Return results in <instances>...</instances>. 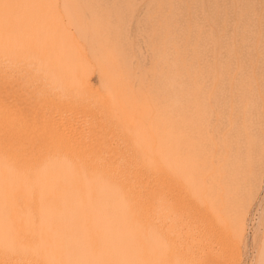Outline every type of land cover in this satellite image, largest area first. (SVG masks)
I'll return each mask as SVG.
<instances>
[{
    "label": "rangeland",
    "instance_id": "374dc122",
    "mask_svg": "<svg viewBox=\"0 0 264 264\" xmlns=\"http://www.w3.org/2000/svg\"><path fill=\"white\" fill-rule=\"evenodd\" d=\"M172 82L175 83L171 84ZM172 98L180 99L179 104L185 107L190 121L187 122L189 129L187 126L184 128L183 124V127L177 124L181 119L174 116H179L184 110L173 106L172 110L179 112H172ZM168 101H171L170 106ZM76 108L77 112H74ZM193 114L195 117H191ZM89 117L95 123L85 122ZM43 118H47V121L44 120L46 124L72 125L76 134L81 135H78L80 144L72 149L59 145L52 126L43 127ZM97 119L101 120L96 121ZM175 119L179 122L172 124ZM97 124L101 127H97ZM113 126L118 130H113ZM163 126H167L173 134L180 135H177L178 141ZM103 127L105 130L102 131L100 128ZM164 130L168 132L163 136ZM184 131L190 136L183 134ZM113 135L120 138L119 142L115 136L111 137ZM192 135H196V138ZM50 136L55 139L51 141ZM122 138H126L125 141L129 139L125 143ZM189 138L195 146L188 141ZM92 139L97 143L94 146ZM161 139L164 141L161 142ZM168 140H172L170 145ZM49 141L53 142L52 145L51 142L47 143ZM183 141L192 146L189 147V143L187 146L183 145ZM166 143L167 148L163 152L159 144L161 148H165ZM115 146L121 150H116ZM0 149V168L11 171L15 182L24 179L23 173L37 171V175L42 174L38 177L43 181L40 180L41 185L39 183L35 191L39 195L42 193L43 200L49 202L46 203L48 209L38 208L35 213L33 201L22 188L14 184L11 187L14 189V192L11 190L14 196L9 219L12 217L11 220L14 224L17 223L15 226L18 228L29 226L35 216L42 215L56 226L64 224L66 220L53 217L52 211L66 209L65 205H70L69 201L72 200H79L75 215L82 216L87 220L83 225L90 227L94 224L95 216H88V209H91L89 206L105 208L100 203L104 201V204L110 203L106 204V209L112 210L113 214L111 217L110 211L106 217L118 222L120 232L141 234L143 237L145 231H151L156 238L166 239L168 248L162 251L158 244L154 248L151 241L137 235L139 238L134 239L137 244L134 247L137 248L138 256L142 255L139 258L143 260L149 257L142 264H191V260L194 262L192 264H264V0H0ZM114 150L117 153L124 152L130 158V170L135 177L131 191L127 183L128 175L110 179L109 175L106 177L108 168L96 160L98 156L108 153L107 157H115L117 154ZM57 154L66 156L58 158ZM13 156L15 157L12 158ZM24 161L26 165L23 164ZM46 162L53 167H49L48 163L46 166ZM145 162H153L154 171L160 169L159 174L165 178L164 184L153 180L155 175L153 176L152 170L144 174L136 172ZM39 164L43 168L40 169ZM181 164L185 167L184 170ZM32 165L38 168L35 169ZM71 165L74 169H71ZM45 167L47 171L48 168L51 169L45 172ZM95 168L100 171L94 170ZM20 170L25 172L21 175L18 173ZM51 172L52 176L48 174ZM82 173L93 181L88 182L81 176ZM48 176L51 182L47 179ZM189 177L192 184L187 179ZM67 178H73L71 183ZM96 178L100 182L95 181ZM75 179L80 182H74ZM83 182L86 183L84 188ZM101 182L107 185L109 183L106 186L108 190L101 189ZM88 184L93 186L92 191ZM58 185L61 187L58 188L59 192ZM85 188L91 194L90 199L85 197L88 194ZM72 189L78 193L82 190V195L76 193V199H73L71 194L75 192H71ZM110 189L114 191L111 192ZM116 190H121L120 194H124L119 195V192L115 193ZM96 193H101L99 198ZM111 194L120 201L116 198L108 199L113 197ZM162 194L171 198L183 216V221L187 223L182 227L185 232L183 235V232L177 230L169 233L167 223H152L146 217L142 218L144 212L149 210L152 213L154 203ZM121 197L125 199L121 200ZM137 199L142 205L137 203ZM92 200L97 206L93 207ZM21 205L26 207V214L21 213ZM110 206L112 207L109 208ZM123 208L126 209L123 211ZM16 216L22 219L19 217L17 220ZM96 218V226L108 220L104 219L105 216ZM194 219L197 222L193 224ZM156 224H159V228ZM169 225L170 222L167 226ZM135 227L136 230L141 227L138 229L141 233L132 229ZM172 237L175 240L170 241ZM143 243L146 244L145 248L140 247ZM170 243L173 244L172 247L179 248L173 249ZM200 244L204 246L203 249ZM126 248H122L120 252L129 249ZM57 254L55 264H66L63 257L67 252L62 250ZM175 255L179 261L175 259Z\"/></svg>",
    "mask_w": 264,
    "mask_h": 264
},
{
    "label": "bare ground",
    "instance_id": "6f19581e",
    "mask_svg": "<svg viewBox=\"0 0 264 264\" xmlns=\"http://www.w3.org/2000/svg\"><path fill=\"white\" fill-rule=\"evenodd\" d=\"M43 64V63H42ZM6 69V68H5ZM41 69V68H40ZM46 69V68H45ZM171 77V76H170ZM174 79V78H173ZM178 79V78H177ZM171 80H172V77H171ZM174 81V80H173ZM177 81V80H176ZM49 82V81H48ZM179 82V81H178ZM175 82H172L171 84H174ZM182 83V82H181ZM201 83V82H200ZM183 84V83H182ZM185 84V83H184ZM176 85H178V83L176 84ZM174 86V85H173ZM168 87H169V85H168ZM174 87H176V86H174ZM180 87V86H179ZM185 87V86H184ZM186 88V87H185ZM66 92H67V90H65ZM183 92H184V90H183ZM182 92V93H183ZM190 92V91H189ZM69 93V92H68ZM179 93V92H178ZM181 93V94H182ZM186 94H187V92H185ZM177 95V94H176ZM194 95V94H193ZM184 96H185V94H184ZM188 96V95H187ZM190 96V95H189ZM64 97V96H63ZM170 97V96H169ZM168 97V98H169ZM198 97V96H197ZM167 98V99H168ZM177 98H179V97H177ZM177 98H172L171 99V101H172V103H171V101H168L167 103H169V106H170V103L171 104H173V105H171L172 107L170 108L171 110L172 109H174V107L173 106H175L176 108H181V110H184V106L181 104H179L180 103V99H177ZM187 98V97H186ZM195 99H196V97H194ZM194 98H193V100H194ZM166 99V100H167ZM165 100V101H166ZM169 100V99H168ZM180 100V101H179ZM190 100V99H189ZM184 101H186V100H184ZM191 101V100H190ZM187 102V101H186ZM185 102V103H186ZM56 103V102H55ZM78 103H80V102H78ZM164 103H166V102H164ZM163 103V104H164ZM184 102H183V104H185ZM189 103V102H188ZM187 103V104H188ZM193 103V102H192ZM54 104V103H53ZM56 104H58V103H56ZM73 104V103H72ZM71 104V105H72ZM187 104H186V107H188L187 106ZM46 105V104H45ZM61 105V104H60ZM70 105V106H71ZM75 106H76V104H74ZM48 106V105H47ZM52 106V105H51ZM58 106V105H57ZM65 106V105H64ZM63 106V107H64ZM73 106V105H72ZM49 107V106H48ZM54 107H55V105H54ZM167 106H165V108H166ZM196 107V106H195ZM53 108V107H52ZM67 107H65V109H66ZM86 108H87V106H86ZM168 108V107H167ZM183 108V109H182ZM192 108H194V107H192ZM48 109H50V107L48 108ZM62 107H61V110L60 111H62ZM64 109V110H65ZM68 109H69V106H68ZM72 109V108H71ZM78 109H79V107H78ZM162 109V108H161ZM169 109V108H168ZM44 110H45V107H44ZM63 110V111H64ZM73 110V109H72ZM180 110V109H179ZM188 110V109H187ZM50 111V110H49ZM53 111V110H52ZM80 111H81V109H80ZM79 111V112H80ZM190 111V110H189ZM203 111V110H202ZM55 112H56V110H55ZM58 112V111H57ZM74 112H77V108H76V111H74ZM86 112V111H85ZM172 112H179V111H174V110H172ZM181 112V111H180ZM44 113H45V111H44ZM59 113V112H58ZM71 113V112H70ZM81 113V112H80ZM84 113V112H83ZM82 113V114H83ZM90 113V112H89ZM89 113H87V114H89ZM93 113V112H92ZM92 113H90V114H92ZM170 113V112H169ZM168 113V115H170ZM182 114H180L179 116H174V117H180V119H181V122H179L178 121V119H175V120H173L174 122H172V124H174V123H177V122H179V123H177V124H179V125H181V124H183V126H184V128L187 126V122H190V121H188V115L186 114V112H185V110H184V112H181ZM194 113V112H193ZM196 113V112H195ZM64 114V113H63ZM62 114V115H63ZM96 114V113H95ZM188 114H189V112H188ZM44 115V114H43ZM56 115V114H55ZM60 115H61V113H60ZM81 115V114H80ZM171 115H174V114H172L171 113ZM185 115V116H184ZM47 116H50V115H47ZM66 116V115H65ZM88 116V115H87ZM93 116V115H92ZM92 116H90V117H92ZM96 116V115H95ZM100 116V115H99ZM197 116V115H196ZM43 117V116H42ZM71 117V116H70ZM77 117H79V116H77ZM90 117H89V119L87 118L86 119V121L85 122H92V124L93 123H95V121H92L93 119L91 118V120H90ZM191 117H195L194 116V114H193V116H191ZM63 118H65V117H62V119ZM169 118V117H168ZM47 119V118H46ZM46 119H44L43 118V121L45 120V121H47ZM73 119V118H72ZM83 119H84V117H83ZM103 120H104V118H102ZM55 120V119H54ZM70 120V119H69ZM76 120V119H75ZM98 120H101V119H97L96 121H98ZM169 120V119H168ZM171 120V119H170ZM189 120H191V122H192V119L190 118ZM195 120V119H194ZM201 120H203V119H201ZM42 121V122H43ZM44 121V122H45ZM48 121H50V120H48ZM73 121V120H72ZM80 120H78V122H79ZM196 121V120H195ZM199 121V120H198ZM61 122V121H60ZM78 122H77V124H78ZM81 122H82V118H81ZM101 122V121H100ZM103 122H106V121H103ZM168 122V121H167ZM74 123V122H73ZM169 123V122H168ZM194 123V122H193ZM198 123V122H197ZM42 124H44V123H42ZM42 124H41V126H42ZM45 124H46V122H45ZM44 124V126L43 127H45V126H52V131L54 132V134H55V137H56V142L59 144V145H62V146H66V147H68V148H70V149H72L73 148V146H75L76 144H80L78 141H80L79 140V137H78V135L79 134H76L77 132H76V129L74 128V127H72V125L71 126H65V125H63V124H56V123H52V125H51V123L49 124V123H47V124H49V125H45ZM80 124V123H79ZM88 124V123H87ZM108 124V123H107ZM176 124V125H177ZM195 124V123H194ZM70 125V124H69ZM86 125V124H85ZM89 125V124H88ZM99 125V126H98ZM103 125V124H102ZM104 125H106L105 123H104ZM115 125H117V124H115ZM160 125H163V124H160ZM159 125V126H160ZM165 125H167V124H165ZM179 125H177V126H179ZM189 125V124H188ZM191 125V124H190ZM189 125V126H190ZM74 126V125H73ZM81 126V125H80ZM84 126V125H83ZM87 126V125H86ZM91 126V125H90ZM108 126V125H107ZM172 126V125H171ZM182 126V125H181ZM182 126V127H183ZM77 127H79V126H76V128ZM97 127H101L100 126V124H97ZM96 127V128H97ZM110 127V126H109ZM161 127V126H160ZM164 127V126H163ZM162 127V128H163ZM170 127V126H169ZM188 127V126H187ZM191 127V126H190ZM46 128V127H45ZM104 128V127H103ZM103 128H100V129H102V131L103 130H105V128L103 129ZM107 128V127H106ZM113 128H114V126H113ZM113 128H110V130H112ZM162 128H161V130H162ZM47 129H51V128H49V127H47ZM80 129V128H79ZM78 129V130H79ZM99 129V130H100ZM115 129H117V128H114L113 130H115ZM164 129H168L167 128V126H166V128L164 127ZM188 129H189V127H188ZM77 130V131H78ZM81 130H83V128H81ZM80 130V131H81ZM96 130H98V128L96 129ZM107 130V129H106ZM112 130V131H113ZM118 130V129H117ZM91 131V130H90ZM116 131V130H115ZM168 131H170V129H168ZM168 131H165L164 130V133H163V136L165 135V133L166 132H168ZM180 132V130H177V132ZM191 131V130H190ZM51 132V131H50ZM84 132V131H83ZM92 132V131H91ZM106 132V131H105ZM110 132V131H109ZM171 132V131H170ZM173 132H176V130L175 131H173ZM185 132V131H184ZM192 132V131H191ZM96 133L98 134V132L96 131ZM112 133H118V132H112ZM121 133V132H120ZM162 133V132H161ZM172 133V132H171ZM181 133H183V132H181ZM186 133H188L187 131L185 132V133H183V134H186ZM46 134H48L49 135V133H46ZM106 134V133H105ZM119 134V133H118ZM173 134V133H172ZM193 134H195V133H193ZM198 134V133H197ZM89 135H91V134H89ZM94 136L96 135V134H93ZM99 135H101V133H99ZM103 135V134H102ZM107 135V134H106ZM105 135V136H106ZM109 135H111V134H109ZM177 135L178 134H176L175 135V133L173 134V138H174V140L175 141H178V137L180 136V135H178V137H177ZM182 135V134H181ZM186 135H188V134H186ZM79 136H81V135H79ZM83 136V135H82ZM93 136V137H94ZM115 135H113V136H111V137H114ZM125 136V135H124ZM123 136V137H124ZM161 136V135H160ZM168 136V135H167ZM190 135H188V137H189ZM193 137H195L196 135H192ZM107 137V136H106ZM120 137V136H119ZM127 137V136H126ZM181 137H183V136H181ZM193 137H191V138H193ZM48 138H49V136H48ZM50 138H51V141H52V139H55V138H52V136H50ZM99 138V137H98ZM107 138H109V137H107ZM114 138H116V136L114 137ZM177 138V139H176ZM196 138V137H195ZM81 139V138H80ZM94 139V141H96L95 140V138H93ZM93 139H92V141H93ZM101 139V138H100ZM100 139H98V140H100ZM118 139H120V138H116V140L118 141ZM122 139H124L123 141H125V139L126 138H122ZM129 139V138H128ZM127 139V140H128ZM170 139H172V138H169V140ZM183 139H184V137H183ZM50 140V139H49ZM82 140V139H81ZM126 140V141H127ZM168 140V144L171 142L172 143V140L171 141H169ZM188 140V139H187ZM46 141H48V140H46ZM51 141H49V142H47V143H50ZM93 141V146H94V142ZM126 141H125V143H126ZM164 141V140H163ZM162 141V139H161V142H163ZM189 142H190V138H189V140H188ZM53 142H54V140H53ZM53 142H51V144L50 145H52V143ZM56 142H54V143H56ZM86 142V141H85ZM84 142V143H85ZM89 142H90V140H89ZM102 142V141H101ZM119 142V141H118ZM129 142H132V141H130L129 140ZM183 142H185V141H183ZM182 142V143H183ZM188 142V143H189ZM113 143H116V141H113ZM123 143V142H122ZM128 143V142H127ZM167 143H166V147L165 148H161V144H159L160 145V149H162V151H163V149H165L166 150V148H167ZM186 143V142H185ZM183 143V145H188V143ZM190 143H193V146H195L194 145V142L193 141H191ZM190 143H189V147L190 146H192V145H190ZM43 144V143H42ZM95 144H97V143H95ZM103 144H104V142H103ZM110 144V143H109ZM164 144V143H163ZM49 145V144H48ZM48 145H46L47 146V149H48ZM84 145V144H83ZM91 145V144H90ZM101 145V144H100ZM107 145H108V143L106 144V147H107ZM112 144H110V146H111ZM120 145H122V144H120ZM125 144H123V146H124ZM131 145V143L129 144V146ZM132 145H133V143H132ZM170 145V144H169ZM179 145H182V144H180L179 143ZM87 146H88V144H87ZM86 146V147H87ZM113 146V145H112ZM118 146V145H117ZM117 146H115V148L117 147ZM126 146V145H125ZM164 146V145H163ZM52 147V146H51ZM49 148V149H52V148ZM128 147V146H127ZM127 147H125V148H127ZM132 147V146H131ZM171 147H172V145H171ZM4 148V147H3ZM82 148H83V146H82ZM89 148H92V150H94L93 149V147L92 146H90ZM97 148H99V147H97ZM101 148V147H100ZM109 148V147H108ZM134 148V147H133ZM7 149V148H6ZM47 149H45V150H47ZM112 149V148H111ZM114 149V148H113ZM129 149V148H128ZM136 149V148H135ZM174 149V148H173ZM172 149V150H173ZM175 149H176V146H175ZM181 149V148H180ZM184 149V148H183ZM182 149V150H183ZM14 150V149H13ZM38 150V149H37ZM36 150V151H37ZM100 150H102V149H100ZM108 150V149H107ZM116 150H121L120 148H116ZM127 150V149H126ZM134 150V149H133ZM186 150H189V148L188 149H186ZM185 150V151H186ZM191 150V149H190ZM0 151H1V149H0ZM6 151H9V150H6ZM83 151V150H82ZM96 151V150H95ZM104 151V150H103ZM102 151V153L101 154H103L104 152ZM106 151V150H105ZM115 151V150H114ZM135 151V150H134ZM136 151H137V149H136ZM158 151V150H157ZM3 152V151H2ZM46 152H48L49 153V151H46ZM93 152V151H92ZM116 152V151H115ZM119 153H117L116 152V154L117 155H115V157H113V156H111V157H107V155L108 154H110V153H108V154H106V155H101V156H98L97 158H96V160H97V162L99 161L100 162V164L101 163H103L102 165H105L107 168H108V170L107 171H109L107 174H106V177H108L107 175H109L110 176V179H111V177H115V179H116V177H118V176H120V177H122V176H124V175H128L127 177H128V187L130 188V187H132V181H133V179H135V177L133 176V174H134V172L132 171V170H130L131 169V167H130V163H131V161H130V158L128 157H126V155H125V153L123 152V153H121L120 151H118ZM160 152V151H159ZM164 152V151H163ZM170 152V151H169ZM190 152V151H189ZM4 153V152H3ZM8 153V152H7ZM10 153V152H9ZM39 153V152H38ZM42 153V152H41ZM82 153H84V152H82ZM100 153V152H99ZM98 153V154H99ZM112 153H113V151H112ZM111 153V154H112ZM134 153V152H133ZM136 154L138 153V151L137 152H135ZM161 153V152H160ZM165 153H166V151H165ZM165 153H163V154H165ZM171 153V152H170ZM175 153V152H174ZM179 153H182V152H179ZM179 153H177V154H179ZM13 154H14V152H13ZM43 154V153H42ZM42 154H41V156H42ZM46 154V153H45ZM51 154V153H50ZM89 154V153H88ZM128 154V153H127ZM129 154H130V152H129ZM162 154V155H163ZM1 155V154H0ZM3 155V154H2ZM9 155V154H8ZM12 155V154H11ZM11 155H9V156H11ZM17 155V154H16ZM40 155V154H39ZM44 155V154H43ZM47 156H48V154H46ZM53 155V154H52ZM51 155V156H52ZM139 154H137V156H138ZM161 155V154H160ZM169 156H170V154H168ZM180 155V154H179ZM184 155V154H183ZM183 155H181V156H183ZM24 156V155H23ZM22 156V157H23ZM36 156V155H35ZM53 156H55V155H53ZM56 156H58V154L56 155ZM60 156V155H59ZM59 156H58V158H59ZM65 156H66V154H65ZM65 156H60V158H62V157H65ZM68 156V155H67ZM88 156V155H87ZM132 156H135V154H132ZM136 156V157H137ZM165 156V158H166V155H164ZM177 156V155H176ZM187 156H189V154L187 155ZM7 157V156H6ZM15 156H13L12 158H14ZM25 157V156H24ZM23 157V158H24ZM49 157V156H48ZM85 157V156H84ZM89 157H91V155H89ZM139 157V156H138ZM143 157H144V155H143ZM160 157V156H159ZM162 157V156H161ZM160 157V158H161ZM168 157V156H167ZM180 157V156H179ZM184 157V156H183ZM23 158H22V160H23ZM145 158V157H144ZM170 158V157H169ZM173 158V157H172ZM172 158H170V159H172ZM175 158V157H174ZM25 159V158H24ZM32 159H34V158H32ZM36 159H37V157H36ZM69 159V158H68ZM72 159V158H71ZM70 159V160H71ZM86 159V158H85ZM138 160H139V158H137ZM141 159V158H140ZM177 159V158H176ZM180 159H182V158H180ZM185 159H186V155H185ZM20 160V159H19ZM22 160H20V161H22ZM27 160V159H26ZM28 160H30V159H28ZM43 160V159H42ZM46 160V159H45ZM55 160V158H53V161ZM66 160V159H65ZM73 160V159H72ZM137 160V161H138ZM162 160H164V159H162ZM168 160V159H167ZM186 160H188V159H186ZM11 161H12V159H11ZM15 161V160H14ZM18 161V160H17ZM19 161V162H20ZM35 161V160H34ZM33 161V162H34ZM47 161V160H46ZM51 161V160H50ZM62 161V160H61ZM60 161V162H61ZM79 161V160H78ZM145 161V160H144ZM146 161H147V159H146ZM173 161H175L174 159H173ZM177 161H178V159H177ZM28 162V161H27ZM32 162V163H33ZM38 162H40V161H38ZM52 162V161H51ZM59 162V161H58ZM83 162V161H82ZM133 162V161H132ZM140 162H141V160H140ZM170 162H172V161H170ZM170 162H168V163H170ZM179 162V161H178ZM181 162V161H180ZM185 162V161H184ZM15 163V162H14ZM21 163V162H20ZM30 163V162H29ZM41 163V162H40ZM43 163H44V161H43ZM47 163L48 162H46V166H47ZM66 163V162H65ZM142 163V162H141ZM173 163V162H172ZM188 163H189V161H188ZM18 164V163H17ZM23 164H25V161H24V163ZM27 164V163H26ZM25 164V165H26ZM37 164V163H36ZM42 164V163H41ZM53 164H55L56 165V163H53ZM74 163H72V165H73ZM80 165H81V163H79ZM84 164V163H83ZM82 164V165H83ZM133 164V163H132ZM153 164V162H145V164L141 167V168H137V169H139L138 171H136L134 168H133V170H135L136 172H140L141 174H144L145 172H148V170L150 171V170H152L153 171V176H154V178H153V180H155V181H157L158 183L160 182H163V179H165V178H163L162 177V175L161 174H159L160 172V169H157V171L155 170L154 171V165H152ZM13 165V164H12ZM24 165V166H25ZM30 166H31V164H29ZM40 165V164H39ZM43 165V164H42ZM48 165H49V163H48ZM57 165H58V163H57ZM72 165L70 166L71 167V169H74V168H72ZM75 165H78V163L76 164V162H75ZM136 165V164H135ZM175 165V164H174ZM173 165V166H174ZM20 166V165H19ZM33 166V165H32ZM51 165H49V167H50ZM132 166H134V164L132 165ZM176 166V165H175ZM181 166H182V164H181ZM4 167H6V166H4ZM25 167H27V166H25ZM34 168H35V166H33ZM37 167V166H36ZM41 165H40V169H41ZM51 167H53V166H51ZM60 167V166H59ZM59 167L57 168L58 170H59ZM62 167V166H61ZM60 167V168H61ZM75 167V166H74ZM183 167V166H182ZM181 167V168H182ZM20 168V167H19ZM38 168V167H37ZM37 168H35V169H37ZM43 168V167H42ZM64 168H66V167H64ZM103 168V167H102ZM136 168V167H135ZM184 168L185 167H183V170H184ZM193 168V167H192ZM9 169V168H8ZM21 169H22V167H21ZM34 169V170H35ZM49 170L51 169V168H48ZM187 169V168H186ZM10 170V169H9ZM39 170V169H38ZM48 170V171H49ZM65 170H68V169H65ZM90 170V169H89ZM94 170H96V168L94 169ZM190 170V169H189ZM189 170H188V172H189ZM21 171V170H20ZM28 171V170H27ZM26 171V172H27ZM43 171H47L46 170V167H45V170H43ZM42 171V172H43ZM47 171V172H48ZM52 171V170H51ZM55 170H53V172H54ZM57 171V170H56ZM96 171H100V170H96ZM192 171H194V170H192ZM23 172H25V170L23 171ZM22 171L21 172H19L18 171V173H21V175H22V173H23ZM29 172V171H28ZM39 172H41V170H39ZM71 173H72V171H70ZM69 172V173H70ZM97 172V173H98ZM187 172V173H188ZM190 172H191V170H190ZM190 172H189V174H190ZM37 173V171H34V173H31V172H29V173H23V174H25V176H23L24 177V179H21V180H17L16 182L14 181V177H11V175H12V173H11V171H7L5 168H0V264H55L56 263V261H57V256H56V254H57V252H59V251H62V250H65L66 252H67V254H66V256L65 257H63L64 259H65V261H66V264H142V263H146L147 262V258H149V257H145L143 260L142 259H140L141 258V256H138V252H137V248H136V246L134 247V245H137L136 244V239H138L139 237V235L141 236V234H131V233H124L122 230V232H120V226H118L119 224H118V222H113V219L112 220H110V219H108L106 216H108L107 214H108V212H110L111 211V214H110V216L112 217V210H108V208L106 209V204L108 203V202H105L106 204H104V201L102 202H100V203H102L104 206H105V208L103 207V205H101L103 208H100V209H98L99 208V206H98V208L96 209L94 206H97V205H95L94 204V201H96L95 199H93L92 201H93V207L95 208H92V206L90 205H88V204H90V202L87 204L91 209H88V212H87V214H88V216H95V220H97V218H96V216L97 217H104L105 216V218L104 219H108L105 223L103 222V224L102 225H97L96 226V224H98L95 220H94V218H93V225H91L90 227H88L87 225H83L85 222L87 223V220L85 221V219H83L82 218V216L80 217L79 215H75L76 214V206H78L77 205V203H79V200H78V198H77V200L78 201H75V200H72V201H69V204L70 205H65V207H66V209H63V210H53L52 211V216L53 217H60V218H62V219H65L66 220V222L64 223V224H61V225H59V226H56V224H53L51 221H47L46 219H45V215H42V216H39V217H37V216H35V219L31 222L30 221V217H31V212L29 213V221L31 222L30 223V225L28 226H26V225H24V227H21V228H18V227H16L15 226V224H17V223H15L14 224V221L13 220H11V218L9 219V211H10V209H13V208H11V206L13 207V205H11L12 204V197L14 196V194H12V192H11V190L13 189V188H11V187H13L14 186V184H16L17 185V187L18 188H22V190L23 191H25V193H27V195L30 197V200H32L33 201V203H34V205H33V211L36 213V211H37V209L38 208H44V209H48V206L46 205V203H49V202H45L43 199V196H42V193H40L41 195H39V194H37L36 193V189H37V187H39L38 185H39V183H40V178L39 177H41L42 176V174H40V173H38L39 175H41V176H39V175H37L36 174ZM54 173H58V172H54ZM67 173V172H66ZM84 173V172H83ZM82 173V177L84 176V174L86 175V172L83 174ZM104 173V172H103ZM161 173H162V171H161ZM186 173V172H185ZM48 174H52L53 175V173L51 172V173H48ZM74 174H76L75 172H74ZM74 174H72L73 176H74ZM79 174V173H78ZM77 174V175H78ZM149 174H151V173H149ZM188 174V175H189ZM45 175V174H44ZM46 175H47V173H46ZM45 175V176H46ZM49 175V176H50ZM51 175V176H52ZM62 175V174H61ZM68 175V174H67ZM164 175V174H163ZM184 175H187V174H184ZM39 176V177H38ZM44 176V177H45ZM48 176V177H49ZM135 176H138V175H136L135 174ZM62 177V176H61ZM69 177H71V176H69ZM75 177V176H74ZM43 178V177H42ZM56 178H57V176H56ZM84 178H86L85 176H84ZM97 178H99V177H97ZM97 178H96V180L95 181H97ZM101 178V177H100ZM140 178V177H139ZM20 179V178H19ZM47 179H49V181H50V177L49 178H47ZM60 179V178H59ZM73 179V178H72ZM71 179V180H72ZM87 179V178H86ZM144 179V178H143ZM150 179V178H149ZM187 179H189L190 180V177L189 178H187ZM67 180H70V179H68L67 178ZM71 180H70V183H71ZM76 180V179H75ZM88 180V179H87ZM90 180V179H89ZM89 180H88V182H89ZM145 180H146V178H145ZM41 181H43V180H41ZM48 181V180H47ZM53 181L54 182H56L55 181V179L53 178ZM60 181H61V179H60ZM91 181V180H90ZM93 181V180H92ZM91 181V182H92ZM102 181V180H101ZM106 181V180H105ZM168 181V180H167ZM166 181V182H167ZM51 182V181H50ZM74 182H80V181H74ZM73 181H72V183H74ZM84 182H87L85 179H84ZM83 182V188L85 187L84 186V184H86V183H84ZM97 182H100V180L99 181H97ZM113 182V181H112ZM147 182H148V180H147ZM156 182V183H157ZM193 182V181H192ZM61 183V182H60ZM62 183H63V181H62ZM75 183V184H76ZM95 183V182H94ZM93 183V184H94ZM103 183H104V181H103ZM102 182H101V184L102 185H100V187H101V189H104L105 191H106V189H107V187L106 186H108L109 185V183H108V185L107 184H103ZM113 183H116V181L115 182H113ZM150 183V182H149ZM176 183V182H175ZM190 183H191V180H190ZM189 183V184H190ZM46 184V183H45ZM80 184V183H79ZM78 184V185H79ZM97 184V183H96ZM95 184V185H96ZM117 184V183H116ZM155 184V183H154ZM162 184H164V182L162 183ZM192 184V183H191ZM40 185H41V183H40ZM48 185V184H47ZM64 185H66V183L64 184ZM69 185V184H68ZM72 186H73V184H71ZM77 185V184H76ZM99 185V184H98ZM143 185V184H142ZM142 185L140 186V188L142 187ZM148 185V184H147ZM60 185H58V187H57V191H58V188H61V187H59ZM88 186H91V187H89V189L91 190L92 189V185H90V184H88ZM114 186H115V184H114ZM139 186V185H138ZM137 186V187H138ZM161 185H159V187H160ZM164 186V185H163ZM177 186H179V185H177ZM44 187V186H43ZM71 187V186H70ZM87 187V186H86ZM96 187V186H95ZM109 187H111V186H109ZM136 187V186H135ZM134 187V188H135ZM155 187H156V184H155ZM162 187V186H161ZM160 187V188H161ZM181 187V186H180ZM42 188V187H41ZM45 188V187H44ZM79 188V187H78ZM78 188L76 189V190H78ZM124 188H126V187H124ZM133 188V189H134ZM145 188V187H144ZM147 188V187H146ZM54 189V188H53ZM87 189H88V187H87ZM100 188H98V190H99ZM114 189V188H113ZM111 190V192L112 191H114V190ZM119 189V188H118ZM154 189H156V188H154ZM14 190V189H13ZM12 190V191H13ZM41 190V189H40ZM44 190V189H43ZM76 190H71V192H75ZM97 190V189H96ZM103 190V191H104ZM108 190V189H107ZM132 189L130 188V191H131ZM138 190L140 191V189L138 188ZM142 190V189H141ZM152 190V189H151ZM150 190V191H151ZM158 190V189H157ZM156 190V191H157ZM166 190H168V188L166 189ZM49 191V190H48ZM67 191V190H66ZM82 191V190H81ZM81 191H80V193H78V191L77 192H75L74 194L72 193H70L69 191H67V192H69L71 195H75L76 193H78V195H82L81 194ZM85 191L88 193V194H86L87 196H85L87 199L89 198H91V194L86 190V188H85ZM92 191V190H91ZM101 191V190H100ZM99 191V192H100ZM102 191V192H103ZM119 191H121V190H116V192L115 193H117V192H119ZM149 191V192H150ZM152 191H154V190H152ZM14 192V191H13ZM18 192V191H17ZM52 192V191H51ZM56 192V191H55ZM59 192V191H58ZM63 192V191H62ZM93 192H94V190H93ZM92 192V193H93ZM98 192V191H97ZM149 192H145V193H148L149 194ZM161 192V191H160ZM183 192V191H182ZM53 193V192H52ZM64 193H65V190H64ZM104 193V192H103ZM115 193H114V195H115ZM121 192H119V195H123L124 193L122 192V194H120ZM162 193V192H161ZM61 194V193H60ZM67 194V193H66ZM69 194V195H70ZM95 194V193H94ZM98 193H96V195H97ZM101 193H99L97 196H98V198H99V195H100ZM105 194V193H104ZM103 194V195H104ZM144 194V193H143ZM142 194V195H143ZM62 195V194H61ZM77 195V194H76ZM85 195V194H84ZM83 195V196H84ZM106 195V194H105ZM111 195H113V194H111ZM114 195H113V197L112 196H110V197H108V199H112L113 198V200H114V198H116V197H114ZM128 195V194H127ZM46 196V195H45ZM52 196V195H51ZM67 196V195H66ZM72 196V197H73ZM107 196V195H106ZM132 196H133V194H132ZM134 196H136V195H134ZM146 196V195H145ZM149 196V195H148ZM147 196V197H148ZM56 197V196H55ZM59 198H60V196H58ZM79 197V196H78ZM131 197V196H130ZM139 198H140V196H138ZM46 198H47V196H46ZM62 198V197H61ZM64 199H66L65 198V196L63 197ZM80 198V197H79ZM94 198V197H93ZM122 198L123 197H121V200H122ZM128 198H129V196H128ZM133 198V197H132ZM138 198V199H139ZM149 198V197H148ZM175 198V197H174ZM68 199H69V197H68ZM73 199H76L75 198V196H74V198ZM103 199H105V198H103ZM107 199V200H108ZM117 199V198H116ZM123 199H125V198H123ZM138 199H137V203L138 202H140V201H138ZM143 198H141V199H139V200H142ZM144 199H145V197H144ZM151 199H152V197H151ZM150 199V200H151ZM187 199V198H186ZM29 200V201H30ZM67 200V199H66ZM71 200V199H70ZM81 200V199H80ZM98 200V199H97ZM107 200H105V201H107ZM112 200V201H113ZM118 201H120L119 199H117ZM117 200H116V202H117ZM127 200V199H126ZM136 200V199H135ZM134 200V201H135ZM146 200V199H145ZM149 200V201H150ZM23 201V200H22ZM54 201H55V199H54ZM56 201H57V198H56ZM62 201V200H61ZM87 201V200H86ZM130 201H132V200H130ZM147 201V200H146ZM146 201L144 202V203H146ZM190 201V200H189ZM64 202V201H63ZM68 202V201H67ZM99 202V201H98ZM122 202V201H121ZM123 202H125V200H123ZM14 203V202H13ZM56 203V202H55ZM83 203V202H82ZM99 203V204H100ZM113 203H114V201H113ZM113 203H112V205H113ZM136 203V204H137ZM30 204H32V203H30ZM67 204V203H66ZM86 204V203H85ZM98 204V205H99ZM108 204H110V203H108ZM135 204V205H136ZM140 204H141V202H140ZM139 204V205H140ZM184 204V203H183ZM186 204V203H185ZM187 204H188V201H187ZM186 204V205H187ZM190 204V203H189ZM49 206L51 205V204H48ZM60 205V204H59ZM58 205V206H59ZM86 205V206H87ZM116 205V204H115ZM115 205H113V206H115ZM128 206H129V203L127 204ZM131 205V204H130ZM134 205V204H133ZM142 205V204H141ZM140 205V206H141ZM52 206V205H51ZM61 206V205H60ZM87 206V207H88ZM117 206V205H116ZM147 206V205H146ZM55 207H57V206H55ZM63 207V206H62ZM83 207H85V206H83ZM87 207H85V208H87ZM112 206H110L109 208H111ZM124 207V206H123ZM143 207H145V206H143ZM187 207H189L188 205H187ZM117 208V207H116ZM115 208V209H116ZM147 208V207H146ZM149 208V207H148ZM28 209V208H27ZM78 209V208H77ZM114 209V208H113ZM126 208H123V211L125 210ZM130 209V208H129ZM138 209V208H137ZM143 209V208H142ZM41 210V209H40ZM51 210V209H50ZM79 210V209H78ZM20 211H21V213L23 214V213H25L26 212V207L24 206V205H21V207H20ZM28 211H30V210H28ZM27 211V212H28ZM85 211V210H84ZM131 211V210H130ZM139 211V210H138ZM188 211V210H187ZM16 212V211H15ZM41 212V211H40ZM43 212V211H42ZM120 212V211H119ZM140 212V211H139ZM138 212V213H139ZM142 212H143V210H142ZM152 213H149V210L148 211H146V212H144L143 214H144V216L142 217V218H144V217H146V219L149 221V222H152V223H155L154 221H158V222H161L162 224H166L167 223V225H168V223L170 222V225L169 226H167L166 225V228L168 227V229H167V231L170 233H172L173 231H175L176 232V230L177 231H181V232H183V233H181L182 235L185 233L184 232V230L182 229V227H184L185 225H187V223H185L183 220V216L182 215H180V213H179V211H178V209H177V207L175 206V204L173 203V201L171 200V198L168 196V195H165V194H162L157 200H156V202L154 203V207H153V211H151ZM19 213V212H18ZM21 213H20V215H21ZM44 213H46V212H44ZM79 213V212H78ZM115 213V212H114ZM123 213V212H122ZM133 213V212H132ZM11 214H12V212H11ZM15 214V213H14ZM26 214V213H25ZM34 213L32 212V215H33ZM81 214V213H80ZM87 214L85 213L84 215H86L87 216ZM133 214H135V213H133ZM71 215V216H70ZM74 215V216H73ZM142 215V214H141ZM18 216V215H17ZM16 216V218H17V220H18V218L20 217H17ZM27 216V215H26ZM117 216H119V215H117ZM116 216V217H117ZM131 216H132V214H131ZM28 217V216H27ZM84 217V216H83ZM187 217V216H186ZM21 218V217H20ZM22 218H23V215H22ZM21 218V219H22ZM87 218V217H86ZM121 218V220H122V217H120ZM188 218V217H187ZM192 218V217H191ZM199 219L201 218V217H198ZM204 218V217H203ZM14 219H15V217H14ZM28 219V218H27ZM26 219V220H27ZM45 219V220H44ZM57 219H59V218H57ZM71 219V220H70ZM98 219H100V218H98ZM102 219V218H101ZM88 220H90V219H88ZM117 220V219H116ZM115 220V221H116ZM134 220V219H133ZM202 220V219H201ZM20 221V220H19ZM18 221V222H19ZM62 221V220H61ZM91 221H92V219H91ZM123 221V220H122ZM143 221V220H142ZM145 221V220H144ZM186 221H188V219H186ZM96 222V223H95ZM193 222V221H192ZM196 222H197V220H196ZM195 222V219H194V222H193V224L194 223H196ZM200 222V221H199ZM204 222V221H203ZM61 222H59V224H60ZM92 223V222H91ZM130 223V222H129ZM132 223H133V221H132ZM188 223H190L189 221H188ZM204 223H206V220H205V222ZM27 224V223H26ZM118 224V225H117ZM137 224H138V222H137ZM147 224V223H146ZM191 224V223H190ZM189 224V225H190ZM136 225V224H135ZM149 225V224H148ZM153 226L155 225V224H152ZM159 225V224H158ZM158 225L156 224V226L158 227ZM204 225V224H203ZM206 225V224H205ZM204 225V226H205ZM101 226V227H100ZM122 226V225H121ZM130 226V225H129ZM138 226H140V225H138ZM155 226V227H156ZM191 226H193V225H191ZM197 226H199V225H197ZM207 226V225H206ZM157 227H156V229H157ZM162 227V226H161ZM194 227V226H193ZM200 227V226H199ZM87 228H89V229H87ZM159 228V227H158ZM202 228H204V227H202ZM201 228V229H202ZM121 229H125V228H121ZM132 229H135L136 230V227L135 228H132ZM138 229H141V227L140 228H138ZM137 229V230H138ZM185 229V228H184ZM206 229V228H205ZM127 230V229H126ZM136 230V231H137ZM145 230V229H144ZM165 230V229H164ZM195 230V229H194ZM200 230V229H199ZM207 230V229H206ZM205 230V231H206ZM41 231H42V233H41ZM95 232V233H92V232ZM125 231V230H124ZM139 231V230H138ZM141 231V230H140ZM139 231V232H140ZM166 231V230H165ZM204 231V230H203ZM126 232V231H125ZM131 232H132V230H131ZM168 232H166V234H168ZM192 232H194L193 230H192ZM202 232V231H201ZM200 232V233H201ZM206 232H208V231H206ZM135 233V232H134ZM141 233V232H140ZM159 233V232H158ZM198 233H199V231H198ZM143 234V233H142ZM162 234H163V231H162ZM161 234V235H162ZM165 234V233H164ZM163 234V235H164ZM191 234H193V233H191ZM202 234V233H201ZM203 234H205V233H203ZM208 234H210V232H208ZM207 234V235H208ZM167 236V235H166ZM186 236V235H185ZM198 236V235H197ZM209 236V235H208ZM142 237V236H141ZM176 237V236H175ZM203 237H205V236H203ZM210 237V236H209ZM143 239H145V240H149V241H151L152 242V244L154 245V248H156L157 247V244L159 245V247H160V250H162V251H165L167 248H168V243L164 240V239H159V238H156L155 236H154V234L153 233H151V231L149 232V231H145V234H144V236L142 237ZM166 238H168V237H166ZM171 238V237H170ZM181 238V237H180ZM205 238H207V236L205 237ZM135 239V240H134ZM185 239V238H184ZM187 239H188V237H187ZM190 239V238H189ZM203 239V238H202ZM208 239V238H207ZM140 240V239H139ZM172 240H175L173 237H172V239L170 240V241H172ZM176 240H177V238H176ZM205 240V239H204ZM178 241V240H177ZM142 242V241H141ZM176 242V241H175ZM174 242V243H175ZM187 241H185V243H186ZM188 243H189V240H188ZM206 243V242H205ZM205 243H204V245H205ZM171 244V243H170ZM190 244V243H189ZM197 244H199V243H197ZM207 244V243H206ZM139 245V244H138ZM141 245V244H140ZM139 245V246H140ZM146 245V244H145ZM144 245V243H143V245H141L140 247H144L145 246ZM172 245L173 244H171V247H172ZM178 245H179V243H178ZM185 245V244H184ZM186 245H187V243H186ZM201 245V244H200ZM198 246V245H197ZM202 246V245H201ZM126 247H129V249L128 250H126L127 248ZM134 247V248H133ZM142 247V248H143ZM175 247H177V248H179V246H175ZM175 247H172L173 249L175 248ZM203 247L204 246H202V249H203ZM205 247H206V245H205ZM207 247H209L208 245H207ZM122 248H126V249H124L125 251L124 252H120V250L122 249ZM145 248V247H144ZM183 250H185V249H183ZM139 251H141V250H139ZM197 251L199 252V250L197 249ZM196 251V252H197ZM185 252V251H184ZM194 252V251H193ZM175 253H177L176 251H175ZM185 253H188V252H185ZM195 253V252H194ZM62 254V253H61ZM141 254H142V251H141ZM144 254V253H143ZM58 255V254H57ZM178 255H179V253H178ZM181 255V254H180ZM186 255V254H185ZM198 254H196V256H197ZM165 256V255H164ZM182 256V255H181ZM184 256V255H183ZM140 257V258H139ZM191 257V256H190ZM203 257V256H202ZM179 258V257H178ZM156 258H154V260H155ZM169 259V258H168ZM175 259H177V257H176V255H175ZM183 259V258H182ZM187 259V258H186ZM192 259H193V255H192ZM178 261H179V259H177ZM176 260V261H177ZM181 260V259H180ZM190 260H191V258H190ZM183 260H181V262H182ZM154 262H156V261H153V263ZM167 262H169V261H167ZM185 262V261H184ZM188 262V261H187ZM191 262L192 263H194L193 262V260H191ZM170 263V262H169ZM191 263V264H192ZM203 263V262H202ZM155 264V263H154Z\"/></svg>",
    "mask_w": 264,
    "mask_h": 264
}]
</instances>
